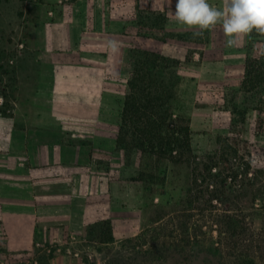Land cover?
Segmentation results:
<instances>
[{
	"label": "rangeland",
	"instance_id": "1",
	"mask_svg": "<svg viewBox=\"0 0 264 264\" xmlns=\"http://www.w3.org/2000/svg\"><path fill=\"white\" fill-rule=\"evenodd\" d=\"M75 1L0 0L1 131L7 139L12 136L10 127L17 131L18 140L12 138V143L19 146L11 153L22 159L24 167L52 178L65 175L67 189L77 193L78 201L77 218L69 226L76 229L52 235L40 232L27 246H0V264H219L205 252V244L181 242L193 232L187 229L186 233L185 218L177 214L188 186V169L138 153L126 157L115 146L129 76L124 58L127 51L141 49L179 61L175 73L181 82L175 106L182 117L189 118L195 157L212 155L217 137H234L246 142L245 147L240 144L238 155L244 154L264 170V81L253 89L243 86L247 57L264 74V33L253 30L237 36L235 45L228 47L219 25L197 35L198 29L177 23L172 15L174 0H109L112 21L102 31L97 27L99 19L92 17L94 37L88 39V49L82 47L91 53L90 60H85L90 66L85 80L91 81L77 80V102L57 103L40 80L39 51L43 46L65 49L70 36L47 37L53 19L47 13ZM208 2L220 7L224 0ZM157 16L164 20L154 32L161 38L139 36L147 34L143 25L149 27ZM31 31H35L33 38ZM64 32L73 34L68 27ZM171 34L184 38L173 39ZM77 37L73 34L72 41L76 43ZM111 45L115 47L113 62V56L108 53L107 60L105 53ZM58 110H77V117L55 115ZM59 126L76 127L77 138L66 133L65 142L58 143L63 136ZM1 149L0 157L10 152ZM43 158L50 164L65 162L54 167L43 165ZM140 172L152 175L149 182L132 181ZM101 221L110 222L113 242H104L98 231ZM191 224L190 220L188 228Z\"/></svg>",
	"mask_w": 264,
	"mask_h": 264
},
{
	"label": "trees",
	"instance_id": "2",
	"mask_svg": "<svg viewBox=\"0 0 264 264\" xmlns=\"http://www.w3.org/2000/svg\"><path fill=\"white\" fill-rule=\"evenodd\" d=\"M162 23L160 16L154 17L149 27L143 25L147 34L139 36L160 39L154 32ZM170 36L184 38L178 34ZM124 59L129 76L115 136L116 148L126 157L138 153L157 163L167 161L188 169V186L177 214L185 218L186 233L187 229L193 232L186 234L182 244H205V252L219 264H264V170L254 166L244 154L238 155L240 144L245 147L246 142L219 136L212 155L201 160L195 157L189 118L182 117L175 106L181 82L175 73L179 61L141 49L127 51ZM256 65L254 59H245V88L253 89L264 81V74ZM151 177L140 172L132 181L146 184ZM255 222L259 223L257 228ZM98 231L104 242H113L109 221H101Z\"/></svg>",
	"mask_w": 264,
	"mask_h": 264
},
{
	"label": "crops",
	"instance_id": "3",
	"mask_svg": "<svg viewBox=\"0 0 264 264\" xmlns=\"http://www.w3.org/2000/svg\"><path fill=\"white\" fill-rule=\"evenodd\" d=\"M168 5L167 2L165 7ZM111 6L113 4L109 3V0H76L67 6H58L56 12L47 13V16L50 14L49 19L53 17L52 23L49 24L51 25L47 36L49 40L64 34L66 37L70 36V41H65L63 50L58 45L57 47L43 46L39 51L40 80L44 82L43 85L48 87V92L54 96L57 103L66 100L77 102V80L80 78L82 79L80 81H91V78L85 80L86 74H90V66L87 63L85 65V60H90L91 53L89 50L86 52L82 47L85 46L88 49L90 44L88 39L94 37L91 33L94 29V25L90 21L92 17L99 19L98 29L106 30L108 21H112L111 16L114 14ZM44 26L46 27V25ZM67 27L73 31V34L80 36L76 41L77 49L74 48L75 41H72L73 34L64 32ZM42 32L44 36L45 28L42 29ZM34 35L35 31H31L32 38ZM85 39L86 41H84ZM49 43L53 42L48 41ZM105 53L108 60V53L113 56L115 47L109 46ZM113 58L114 56L111 59L112 62ZM82 69L86 70L83 77L80 76ZM47 76L49 81L44 80ZM70 112L73 113L67 115ZM58 114L63 117H77V110L65 112L58 110L55 115ZM57 128L63 135L57 139L58 143L65 142L66 133H72L74 138H77L76 127L71 129L59 126ZM12 129V127L9 129V134L12 136L7 139V133L1 131L3 129L0 127V150L3 147L5 150H10L3 154L4 157H0V246H27L32 244L35 235L40 232L52 235L62 230L76 229L77 227L69 226L70 222L77 218L75 211L78 204L77 193L67 189L65 175L52 178L49 175L37 174L31 167L30 169L24 167L25 163L22 162V159L14 157L11 153V150L17 149L19 146L17 142L13 146L12 138L18 140L19 135ZM32 140L34 139L32 138ZM35 140L37 141L38 137ZM21 145L23 144L21 143ZM64 162L62 160V162L50 164L47 159L43 158L42 164L57 167L64 165ZM31 164L30 166L34 165ZM86 213L87 211L84 210L81 214L82 218Z\"/></svg>",
	"mask_w": 264,
	"mask_h": 264
},
{
	"label": "clouds",
	"instance_id": "4",
	"mask_svg": "<svg viewBox=\"0 0 264 264\" xmlns=\"http://www.w3.org/2000/svg\"><path fill=\"white\" fill-rule=\"evenodd\" d=\"M174 20L188 29L199 31L219 25L232 47L235 37L253 30L264 33V0H224L220 7L208 0H174Z\"/></svg>",
	"mask_w": 264,
	"mask_h": 264
}]
</instances>
